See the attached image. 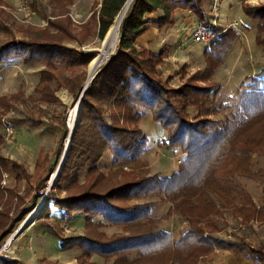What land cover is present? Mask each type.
<instances>
[{
  "label": "trees",
  "instance_id": "16d2710c",
  "mask_svg": "<svg viewBox=\"0 0 264 264\" xmlns=\"http://www.w3.org/2000/svg\"><path fill=\"white\" fill-rule=\"evenodd\" d=\"M127 1H103L99 13L100 38L105 37ZM204 2L133 1L120 26L117 52L102 66L84 92L82 119L73 134L69 156L56 182L57 189L61 190L60 184L66 183L64 191L76 189V192L68 193L65 198L54 196L52 210L56 209L64 219L84 217L89 232V236L64 239L47 227L48 234L61 242L62 250L79 248L88 256L96 254L114 259L113 264H199L216 247L264 264V250L247 249L240 243L209 234L205 236L202 227V221L209 220L221 209L211 194L221 201L222 208H231L235 214H245L249 210L256 214L251 196L235 183L234 178L238 175L259 177L264 181L262 171H251L253 156H264V133L260 132L264 131V80H254L251 89L241 94L237 111L231 112L223 121H217L210 118L212 111L208 106L213 86L195 85L197 80L193 78L181 89H168L167 82L157 70V66L163 63L164 54L155 56L147 49L136 47L137 38L152 22L148 15L153 12H163L157 22L160 27L167 25L176 12L192 14L197 23L208 26ZM0 3L4 4L3 0ZM243 11L257 22L256 44L264 50V5L244 6ZM3 13L0 10V17ZM91 20H96L95 13ZM3 24L0 21V29L8 32ZM52 30L57 32L52 33ZM216 32L220 33V30L216 29ZM76 37L71 30L70 18L51 20L47 28L29 39L12 40L0 46V67L14 58H21L27 65L45 64L41 82H59L56 75L60 71L59 65L71 69L86 67L95 57L94 53L78 51L63 44L65 40ZM238 38L234 30H228L206 49L207 66L200 81L206 83L214 75ZM259 74H264V66ZM63 81L64 86L73 92L83 86L80 77ZM41 96L46 101L58 100L50 87H44ZM140 107L149 111L153 120L166 130L164 146L167 149L179 148L186 155L171 177H146L129 182L126 179L132 178L121 171V174L115 172L108 176L99 171L98 163L108 152L114 158V165L128 164L146 152L147 137L137 126L145 117L139 111ZM190 108L199 111L195 120L190 119ZM68 135L67 131L64 132L58 154L62 152L64 138ZM54 167L50 168L51 172ZM85 169V183L81 185L79 174ZM4 172L11 173L19 182L30 178L23 165L0 155V236L3 237L14 222L10 216L14 199H18L19 208L25 202V198L18 196L15 190L9 189L8 193L2 190ZM45 181V178L41 180L40 185ZM154 193H160L173 202L174 210L190 225V229L176 241L171 233L157 229L159 220L151 214V205L130 204L135 198ZM37 201L38 196L31 205ZM258 214L264 217V209ZM96 219H102L110 226H123L129 235L106 242L94 239L90 230L104 224L95 223ZM134 253L137 258L130 261L129 255ZM0 264L22 263L0 256Z\"/></svg>",
  "mask_w": 264,
  "mask_h": 264
},
{
  "label": "rangeland",
  "instance_id": "374dc122",
  "mask_svg": "<svg viewBox=\"0 0 264 264\" xmlns=\"http://www.w3.org/2000/svg\"><path fill=\"white\" fill-rule=\"evenodd\" d=\"M102 1L78 0L77 5L73 8L72 6L70 7L74 11L76 7H79L80 11L82 10L83 12L82 18L73 14L71 8L67 13L68 15L62 13L65 16L58 18L63 19L66 16L70 18L71 30L77 36L75 39L65 40L63 44L78 51L94 53L95 57L86 67L80 66L71 69L59 65L58 70L60 71L56 73L59 82L48 83L41 82V71L45 69V64L27 65L21 58H14L0 67V135L3 137V143L0 144V155L6 158L17 157L18 161L23 163V166L33 175V178L30 176V178H24L20 182L13 177L14 175L11 176L12 174L9 172H4L2 175V190L5 193H8L9 189L15 190L18 196L25 198V202L19 208L17 207L18 199L15 198L11 204L10 216L14 219V222L9 227V233L4 237L0 236V256L18 260V254L21 253L18 252V248H23V252L28 255H31L35 251L37 255L39 254L43 257L39 260L40 263L38 264L114 263V259L108 257L96 254L91 256L85 255L79 248L62 250L61 242L50 236L47 232V227H50L64 239L89 236L84 217H66L64 219L56 209L52 210L51 208L54 207L52 204L54 196L65 198L69 196L68 193H75L76 189L71 192H66L64 189L67 184L61 183L59 187L62 189L59 190L56 187L57 180L52 186L50 185V181L61 163L63 152L70 136L69 120L73 109L80 101L83 91L89 87L102 66L118 50L120 30L116 46L109 50L108 56L102 62L90 83L87 84L90 65L100 53L102 43L105 39V37H99L98 29L96 28V23L98 22L97 13L101 8L100 4ZM56 2V0H44L42 7H40L41 9L33 10L31 7L33 10L32 15L27 12H18L16 10L18 3L10 11L7 10L5 5H1L0 3V10L4 12L0 17V21L8 29V32L2 28L0 29V46L12 40H27L39 30L44 27L47 28L49 26L46 23L47 18L54 15L55 12H58L56 10L58 3L56 4ZM212 5H216V13L213 12ZM263 5L264 0H205L204 6L208 22L211 25L212 21L216 20V29L220 30V35L225 34L228 31L227 26L234 21L242 19L246 25L239 30L229 29L234 30L239 38L235 41L224 62L215 70L214 75L206 83L200 81L203 80L207 66L204 52L212 43H196L193 38L186 41L187 46H192L194 56L201 55L200 48L204 49L202 55L199 56L203 65L200 68L201 70L194 69L196 68L195 65L193 68V66L186 64L179 66L171 74L168 72L164 73L162 66L165 63L166 55H169L170 51H168L169 53L163 51L161 53L164 54L163 63L157 66V70L162 75L164 82H167V88L172 90L181 89L191 79L196 78L197 81H194L195 85L214 87L210 102H208V106L212 111L211 119L223 121L231 112L237 111L241 94L251 89L250 87H252L254 80H264V74H259V71L264 66V50L256 44L258 34L257 22L244 13L243 7H260ZM93 12L97 20L89 21L88 19H90L91 13ZM186 14L191 15V18L197 21L192 14ZM156 15L160 16L161 13L152 14L153 17H156ZM87 21H89L87 24L84 23ZM85 25H88L87 29ZM194 25L189 27V30L193 29ZM51 32L56 33L57 31L52 30ZM186 47H183V50ZM182 57H184L183 52L179 50V60L182 61ZM75 77L81 78L83 86L81 90L73 92L70 87L64 86L63 80L65 78L73 79ZM254 86H257V84ZM44 87H50L58 100L46 101L43 99L41 91H43ZM172 96L174 97V94ZM82 108L78 124L82 119ZM139 111L145 114V117L139 121L137 126L147 137L146 152L136 160L122 165H114V158L108 152L98 163L99 171L107 176L109 173L113 174L115 172V174H121V171L129 175V178H132L126 179L129 182L145 179L146 177H171L174 172L178 171L180 166L179 162L186 155L179 148L167 149L164 146V140L167 134L166 130L153 120L149 111L142 107L139 108ZM188 112L191 120H195L198 117L199 111L197 108H190ZM17 121H20V123L16 124L15 122ZM9 123L15 129V138L10 142L5 139V126ZM66 131L69 135L64 138L62 152L58 154V145ZM260 132L264 133L263 130H260ZM36 164H39V169L35 168ZM52 166H55L53 172L50 171ZM251 171H262L264 173V156H253ZM85 175L86 169L79 174V184L82 185L85 183ZM44 178L46 179L45 183L42 182L40 185L41 180ZM114 179L117 178L115 177ZM5 181L6 183H4ZM234 181L242 186L251 196L256 208V214L250 210L245 212L246 215L235 214L231 208H222L221 201L211 194L216 205L221 209H219L218 214L211 215L209 220L202 221L205 236L209 234L218 239H226L240 243L247 249L255 248L264 250V217H259L260 215L258 214L264 209V181L259 177L250 178L239 175L234 178ZM36 196H38L37 203L31 205ZM42 202L44 203V207L40 215L33 222L26 224L30 215ZM130 204L151 205V214L159 220L157 222V229L171 233L174 241L178 240L182 233L190 229L188 221L184 220L174 210V203L164 198L160 193L135 198ZM49 206L50 208L48 210ZM169 214H171L170 217H168ZM94 222L104 223L102 226H95L96 228L90 230L91 237L101 242L129 235L128 230L123 226H110L102 219H96ZM22 228L24 229L21 230ZM11 237H14V240L7 247L6 244ZM135 258H137L136 253L129 255L130 261ZM21 263L23 264V262ZM199 264L261 263L234 251L221 250L215 247L212 252L200 260Z\"/></svg>",
  "mask_w": 264,
  "mask_h": 264
},
{
  "label": "crops",
  "instance_id": "0c3cea01",
  "mask_svg": "<svg viewBox=\"0 0 264 264\" xmlns=\"http://www.w3.org/2000/svg\"><path fill=\"white\" fill-rule=\"evenodd\" d=\"M19 1L21 0H3L4 2L3 5H5L7 7V10L10 11L12 10L13 7H15V5ZM56 1H57L56 4L58 3V7L56 8L58 12H55L54 15L47 18L46 20L47 24H49L51 20H56L58 18H62L63 16H65V14L62 15V13H66V15H68L67 13L70 11V8H71L70 6H72L73 8L75 5H77V2H78V0H56ZM103 1L100 4L101 7L103 4ZM43 2L44 0H31V7L33 8V10L41 9L40 7H42ZM100 10H98V13H97L98 22L96 23V28L98 30H99ZM71 12L73 14L78 15L77 17L82 18L83 12L82 10L80 11L79 7H76L75 11L72 9ZM93 13H91V16ZM155 13H161V15L160 16L156 15V17H153L152 14H155ZM91 16H90V19H88L89 21L91 20ZM162 16H163L162 11L153 12L150 15H148L149 20L152 22L146 28V31L139 38H137L136 47L137 48H147L155 55H160L163 51H167V52L170 51V54L166 55L167 57L165 58V63L162 66V70L164 73L168 72L171 74V72L175 71L179 66H184L186 64L189 66H193V68L195 65L196 68L194 69L201 70L200 68H202L203 65H202V61H200L201 58H199V56L202 55V52H204V49L200 48L201 55L194 56L192 52V46L191 47L187 46V43H186L188 39L192 38L191 30H189V27H192L196 23V21H194V19L191 18V15H187L186 13H183V12H177L175 13V15L172 17V19L169 21L167 25H165L164 27H160V25L157 22L161 19ZM146 19H147V16H146ZM89 21L84 22V23L87 24ZM183 47H186V49L183 50ZM179 50L182 51L184 55V57H182L183 58L182 61L179 60L180 58H178ZM9 159L14 160L18 162L19 164L23 165V163L18 161L17 157L15 158L12 157ZM24 168L27 170L25 166ZM35 168L39 169V164L38 165L36 164ZM27 172L33 178L32 173H30L28 170ZM18 250H19L18 252H21L20 254H18L19 256L18 260L23 262V264H38L40 263L39 260L43 258L41 255L39 254L37 255L35 251H33L31 255H28L25 252H23V248H18Z\"/></svg>",
  "mask_w": 264,
  "mask_h": 264
},
{
  "label": "bare ground",
  "instance_id": "6f19581e",
  "mask_svg": "<svg viewBox=\"0 0 264 264\" xmlns=\"http://www.w3.org/2000/svg\"><path fill=\"white\" fill-rule=\"evenodd\" d=\"M133 2V0H128L126 2V4L124 5V7L122 8V10L120 11V13L117 15L113 25L109 28L107 34L105 35V39L102 43V48L100 50V53L98 54L97 58L91 63L90 68H89V78L87 81V84L90 83L91 79L93 78V76L95 75L96 71L98 70V68L100 67V65L102 64V62L105 60V58L108 56L109 54V50L113 47L116 46L118 38H119V30H120V26L121 23L123 22V19L131 5V3ZM80 112H81V104L80 101L77 103L76 107L73 109L71 116H70V120H69V130H70V136L71 133L74 131V128L78 122L79 117H80ZM70 136L69 139L67 141V145L65 147V150L63 152V156H62V160L60 165L58 166L57 171L55 172V174L53 175L51 181H50V185L52 186L54 184V182L57 180V177L59 175V172L61 171L68 153H69V147H70ZM44 207V203H40L38 205V207L35 209V211L30 215V217L27 220V223H31L34 220H36V218L40 215V213L42 212ZM20 231V230H19ZM14 240V237H11L8 240V243L6 244L7 247H9L12 242Z\"/></svg>",
  "mask_w": 264,
  "mask_h": 264
},
{
  "label": "built area",
  "instance_id": "2783aa9c",
  "mask_svg": "<svg viewBox=\"0 0 264 264\" xmlns=\"http://www.w3.org/2000/svg\"><path fill=\"white\" fill-rule=\"evenodd\" d=\"M16 10L18 12H27L29 14H33V10L31 8V0H21L17 7ZM212 10L213 12L216 13V5H212ZM216 20L212 21V24L206 26L201 23H197L194 25L193 29H191V37L193 38L194 42L196 43H203V44H210L213 43V41L219 37L220 33L216 32ZM246 25L245 21L240 19L238 21H234L230 23L227 26V30L229 29H235L239 30L243 28ZM15 138V129L12 124H8L5 126V139L6 141H13ZM182 160H180L179 163H181ZM6 183V181L4 182Z\"/></svg>",
  "mask_w": 264,
  "mask_h": 264
},
{
  "label": "water",
  "instance_id": "95a60500",
  "mask_svg": "<svg viewBox=\"0 0 264 264\" xmlns=\"http://www.w3.org/2000/svg\"><path fill=\"white\" fill-rule=\"evenodd\" d=\"M86 87H87V86H86ZM86 90H87V89H85V90L83 91L82 96H81V98H80V104H81V107H82V97H83V94H84V92H85ZM77 124H78V122H77ZM77 124H76V126H77ZM76 126H75V128H76ZM75 128H74V131H75ZM74 131L71 133V136H70V140H69L70 145H71V141H72V137H73ZM69 149H70V147H69ZM23 229H24V228H22L21 230H23Z\"/></svg>",
  "mask_w": 264,
  "mask_h": 264
}]
</instances>
